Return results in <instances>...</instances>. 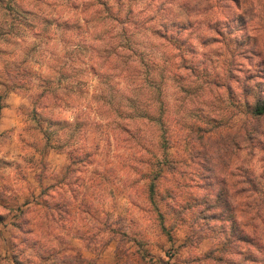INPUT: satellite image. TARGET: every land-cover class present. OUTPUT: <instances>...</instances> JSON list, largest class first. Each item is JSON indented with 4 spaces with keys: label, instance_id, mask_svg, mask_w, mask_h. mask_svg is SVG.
Wrapping results in <instances>:
<instances>
[{
    "label": "rangeland",
    "instance_id": "rangeland-1",
    "mask_svg": "<svg viewBox=\"0 0 264 264\" xmlns=\"http://www.w3.org/2000/svg\"><path fill=\"white\" fill-rule=\"evenodd\" d=\"M258 103L264 0H0V264H264Z\"/></svg>",
    "mask_w": 264,
    "mask_h": 264
},
{
    "label": "trees",
    "instance_id": "trees-1",
    "mask_svg": "<svg viewBox=\"0 0 264 264\" xmlns=\"http://www.w3.org/2000/svg\"><path fill=\"white\" fill-rule=\"evenodd\" d=\"M55 92H54V89L53 90H42V92H40V95H45V94H50V95H53ZM255 113L256 114H263L264 113V103L262 104H256L255 106ZM64 259L62 260V262L64 264H90V262L85 259L84 257L80 256V255H75V256H71V257H63ZM65 259H68V260H65Z\"/></svg>",
    "mask_w": 264,
    "mask_h": 264
}]
</instances>
